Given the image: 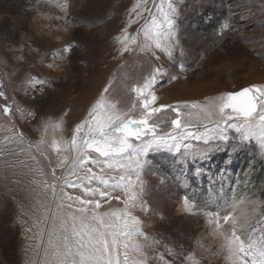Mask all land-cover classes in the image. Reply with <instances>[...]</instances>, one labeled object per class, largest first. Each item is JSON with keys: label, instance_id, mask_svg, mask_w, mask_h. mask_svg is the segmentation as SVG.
Returning <instances> with one entry per match:
<instances>
[{"label": "rangeland", "instance_id": "obj_1", "mask_svg": "<svg viewBox=\"0 0 264 264\" xmlns=\"http://www.w3.org/2000/svg\"><path fill=\"white\" fill-rule=\"evenodd\" d=\"M174 2L177 39L170 60L138 34L144 20L133 9L140 3L136 11H142L141 0H0V264H52L49 240L63 243L65 235L58 208L64 206L66 220L79 215L80 205L68 196L93 199L83 186L97 184H89L85 169L100 173L88 163L72 174L75 153L68 148L76 125L97 102L138 117L142 98L132 89L160 66L165 75L157 77L148 96L149 111L167 107L148 126L156 125L163 135L179 118L189 131L202 134L220 121L229 142L206 159L185 158L184 147L149 149L141 158L147 210L137 206L131 214L143 233L135 242L147 264H161L160 258L165 264H236L229 245L233 230L245 243L251 235L260 246L264 137L258 129L238 134L228 128L215 106L228 93L264 88V0ZM201 109L214 114L206 117ZM104 113L101 108L98 116ZM181 143L208 147L196 140ZM94 199L100 214L125 206L123 193L119 200ZM88 208L91 215L94 205Z\"/></svg>", "mask_w": 264, "mask_h": 264}, {"label": "snow or ice", "instance_id": "obj_2", "mask_svg": "<svg viewBox=\"0 0 264 264\" xmlns=\"http://www.w3.org/2000/svg\"><path fill=\"white\" fill-rule=\"evenodd\" d=\"M141 3L143 4L142 11H136L140 8V3L133 9L137 18L142 17L144 20L138 34L142 31L146 41L151 42L156 49H160L170 60L175 59L172 49L177 39V4L174 0H159V3L152 5L148 3V0H141ZM64 7L66 8L67 5L65 4ZM143 12H147L148 15L143 16ZM131 39L135 43L137 38L134 36ZM140 47L143 50L145 46L141 44ZM67 50L64 49V51ZM123 50L128 51V48L125 47ZM164 75L162 66L155 67L144 79L142 86L132 89L138 97L142 98L143 112L138 117L117 112L115 105H104L97 102L88 113V118L76 125L68 148L75 153L74 167L71 172L73 175H78L76 166L83 169L86 164L92 163L100 168V173L93 172L91 168L85 169L86 173H89L87 176L89 184L93 180L97 184L96 187L83 186L85 196L91 195L93 199L68 196L69 200H74L80 205L76 208L79 215L69 214L67 220L61 219V226L65 232L62 243L63 251L60 250L61 245L49 240L52 251L48 253L46 250V255L52 257V264H147V257L141 252V246L135 242V238L143 236V233L138 227L139 221L131 214V210L137 206L147 210V205L142 200L145 190L140 173L145 162L141 158L149 149L161 147H167L169 151L174 148L177 152L184 147L186 151L182 155L187 157L189 155L187 150L191 148V145L181 143L186 140L202 141L208 146L200 153L201 156L210 150L219 151L224 144L229 142V136L220 121L216 122V127L210 130V133L202 134L189 131L187 126L182 125L179 118L171 120L173 131L163 135L157 132L156 125L148 126L149 119L162 108L167 107L161 106V108H152L149 111L151 101L148 96L154 92L157 77ZM169 79H175V77L169 74ZM37 83L43 85L44 81H37ZM191 107L196 108L197 105L193 104ZM101 108L105 109L103 118L98 116ZM215 108L218 109L221 121L236 133L243 134L258 129L261 137H264V88L258 90L244 88L241 91L229 93L220 98ZM225 109H230L231 112L227 113ZM3 111L7 115L9 108L4 107ZM201 111L206 117L214 114L213 110L201 109ZM179 116L180 113L177 112V117ZM229 121L233 122L228 123ZM133 140L138 143L131 142ZM169 140L173 143L170 144ZM216 141L221 143H216ZM92 153H97L99 158L91 157ZM111 172L117 175H107ZM133 175L136 180L131 178ZM137 184L139 190L135 191ZM69 186L82 187L81 184L71 182ZM114 193L116 195H113ZM121 193L125 197L123 209L103 214L95 211L100 208V202L94 199L97 195L101 199L108 197L119 200ZM55 195L56 188L53 185V197ZM89 205H94L91 215L87 214ZM189 210H194V206ZM224 219L228 221L229 218L225 216ZM69 222L71 239L68 235ZM261 231L264 232V229ZM229 245L236 264H264V238L258 247L251 235L245 243L241 236L233 230ZM169 254H172L170 250ZM160 259L161 264H165L163 259Z\"/></svg>", "mask_w": 264, "mask_h": 264}, {"label": "bare ground", "instance_id": "obj_3", "mask_svg": "<svg viewBox=\"0 0 264 264\" xmlns=\"http://www.w3.org/2000/svg\"><path fill=\"white\" fill-rule=\"evenodd\" d=\"M205 148H199V147H197V146H191V148L190 149H188L187 151L189 152V155H187V157H189L191 160H193V159H198V158H202V159H206V157L213 151V150H210V151H208L205 155H203V156H201L200 155V153L204 150ZM185 151L186 150H184V153H185ZM186 158V157H185ZM57 195H58V186H56V195H55V197H53V200H54V202H55V200H56V197H57ZM211 197H212V195H211ZM64 202V201H63ZM63 208H64V206L63 207H59L58 209H60V211L62 212V213H64V217L63 218H61V219H64V220H66V214H65V212L63 211ZM231 209V208H230ZM52 212V211H51ZM51 212H50V214H51ZM245 218V217H244ZM238 222H240V223H242L243 222V219H241V218H238ZM59 223V222H58ZM58 223H57V226H60V225H58ZM61 224V223H60ZM55 227H56V225H55ZM68 228H69V233H68V235H69V238L71 239V234H70V228H71V225H69L68 226ZM52 240V239H51ZM53 242H55L54 240H52ZM56 241L57 242H55V243H57L58 244V242H60L61 240H59L58 238H56ZM63 241V240H62ZM61 243V242H60ZM62 244V243H61ZM61 250V249H60ZM52 251V250H51ZM61 251H63V250H61ZM78 259V258H77Z\"/></svg>", "mask_w": 264, "mask_h": 264}, {"label": "water", "instance_id": "obj_4", "mask_svg": "<svg viewBox=\"0 0 264 264\" xmlns=\"http://www.w3.org/2000/svg\"><path fill=\"white\" fill-rule=\"evenodd\" d=\"M246 88H255V87H246ZM244 89V88H243ZM243 89H241V90H243ZM257 90H258V88H256ZM241 90H239V91H241ZM238 92V91H237ZM235 93V92H234ZM229 94V93H228ZM251 95V94H250ZM228 110H230V109H228ZM231 111V110H230Z\"/></svg>", "mask_w": 264, "mask_h": 264}, {"label": "flooded vegetation", "instance_id": "obj_5", "mask_svg": "<svg viewBox=\"0 0 264 264\" xmlns=\"http://www.w3.org/2000/svg\"><path fill=\"white\" fill-rule=\"evenodd\" d=\"M225 111L231 112V111H230V110H228V109H225Z\"/></svg>", "mask_w": 264, "mask_h": 264}]
</instances>
